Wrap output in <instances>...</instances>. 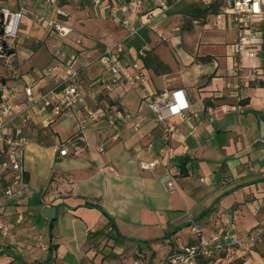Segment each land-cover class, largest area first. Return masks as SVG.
<instances>
[{"label":"crops","instance_id":"obj_1","mask_svg":"<svg viewBox=\"0 0 264 264\" xmlns=\"http://www.w3.org/2000/svg\"><path fill=\"white\" fill-rule=\"evenodd\" d=\"M144 1V12L131 10L134 25L141 26L146 13L155 8ZM30 2L34 7L28 9L47 18L37 21L29 13L23 14L20 43L47 36L46 31H51L48 19L55 16L52 7ZM17 4L18 0H0V9L18 11ZM226 4L227 0H215L209 6L200 0H183L167 14L159 15L152 26L147 25L138 35L128 38L132 39L125 44L127 51L122 61L131 72H135L132 63L138 62L144 77L138 87H127L124 95L117 97L120 92H113L109 96L118 107L134 113L131 119H117L113 111L105 119L92 121L87 110L96 111L108 101L90 96L84 104L85 122L79 117L81 110L76 109L54 117L50 124L49 113L34 117L27 128L25 167L29 193L7 200L2 193L5 182L0 181V215L15 236L12 241L0 235V249L12 245L0 255V264H108L112 260L133 264L137 252L147 257L166 244L168 249L163 254L167 255L192 242L191 230L186 236L180 234L192 218L207 233L233 224L241 236L264 220V87L244 86L241 91L236 88L239 76L251 68L262 69L264 15L255 17L251 26L252 32L261 37L260 42L249 45L258 55L242 58L243 70L239 71L234 53L238 27L234 16L225 13ZM112 17L120 23V16ZM180 31L211 33L205 38L200 33L206 45H197L193 51L184 48ZM126 37L127 34L121 39ZM164 42L170 44L174 57L160 52ZM21 44L13 53L21 59L16 64L20 68L15 69L16 74L18 70L21 74L15 75L13 81L6 80L8 86L17 85L18 100H24V80L35 79L40 92L50 90L53 82L37 76L59 61L48 50L34 52ZM142 49L146 56H140ZM100 52L97 49L88 57H80V64L86 65L90 57L95 58ZM151 54L170 69L156 72L155 64L147 66L144 59ZM27 58L30 60L25 61ZM103 74L105 69L98 60L84 67L83 90ZM176 87L186 89L196 117L188 120L175 116L160 122L145 96L157 99ZM129 94L135 102L126 99ZM207 98L213 99L215 105L207 107ZM244 98L248 102L241 110H225L224 104ZM211 115L214 121L209 119ZM166 123L175 130L170 131ZM61 147L68 149L67 155H60ZM156 159L159 163L154 169L141 168L143 160ZM186 161L189 174L182 176L180 164ZM168 166L175 174L174 191L167 185ZM235 166L237 172L233 170ZM227 193L230 194L225 196ZM237 193L242 196L238 198ZM243 195L249 202L242 200ZM103 211L130 240L117 243L104 235L92 237L91 233L104 229L108 223ZM12 250L21 260H15ZM247 255L243 264H264L255 247Z\"/></svg>","mask_w":264,"mask_h":264},{"label":"built area","instance_id":"obj_2","mask_svg":"<svg viewBox=\"0 0 264 264\" xmlns=\"http://www.w3.org/2000/svg\"><path fill=\"white\" fill-rule=\"evenodd\" d=\"M50 5L57 4V0H45ZM111 3L110 0H92L95 8L99 7L107 13L120 16V24L126 29L127 37H133L139 34L140 30L145 26H152L154 20L159 15L167 14L174 5L183 0H148L155 7L146 13V21L141 25H134L131 17V10L136 13L144 12V0H116ZM215 0H200L203 4L209 6ZM225 13L232 14L237 24V37L234 42V53L236 56V65L239 71L242 68V58H255L257 51L249 48L250 44L260 42V35L254 34L251 26L254 25V18L263 14L264 0H227ZM158 12H156V11ZM24 8L21 11H11L8 7H3V15L6 16L5 33L10 37L18 35L20 22L23 16ZM58 13L63 11L58 7ZM17 17L18 23L15 30H9V17ZM39 21L43 20L42 15L37 16ZM48 25L54 26L62 37H66L72 32L70 26L65 22L49 18ZM162 36L161 34H159ZM125 40L114 45L105 44L100 54L95 58H89V63L81 65L78 55L72 53L58 63L46 68L41 74V79L50 80L54 86L47 92H40L36 89L35 79L26 81L22 86L24 100H18L17 95L20 93L16 86L9 87L6 82L0 83L2 94L0 96V181L5 182L2 189L3 196L7 200H14L23 197L30 191L27 170L25 167V159L29 137L27 128L38 114L49 113L48 118L50 124L54 117L76 109L79 111V117L82 122L86 121L83 117L84 104L87 96L102 101L113 92H120L119 96L126 93L127 87L136 88L140 85L144 77V72L138 62L132 63L135 72L129 70V65L123 63V56L127 48ZM61 52L57 51L56 55ZM140 56H146L145 50L139 52ZM99 61L105 69V74L94 78L83 90L81 87V72L84 67L89 66L95 61ZM262 72L259 68H251L243 77L239 76V82L236 86L237 91H241L242 87L249 86V82L262 78ZM150 108L157 114V120L165 122L168 117L183 116L188 120L196 117L193 112V104L188 97L184 87H176L164 93L159 98L146 95ZM240 100V99H239ZM86 105V104H85ZM225 110L234 111L241 110L240 102L234 104H224ZM209 110H212L210 107ZM117 113V119H131L134 115L131 111H124L118 105L110 106L109 103L99 106L96 111L87 110L88 116L93 121L105 119ZM113 118V116H112ZM214 121L211 115L209 118ZM114 120V118H113ZM170 131L175 130L172 124L166 123ZM138 124L135 125V129ZM60 155H67L68 149L61 147L58 149ZM159 163V159L154 161L143 160L141 168L144 170L154 169ZM167 175L170 177L167 185L172 191L175 190L174 173L172 169L167 167ZM263 229L255 226L244 236L238 234L233 224H228L210 233L201 227L194 218L191 219V234L193 241L183 246L175 248L169 252L161 262L157 264H211L214 260H223V254H232L231 264H235L233 258H242L252 250ZM0 235L8 239H15L11 233L10 227L0 215ZM235 253L237 254L235 256ZM133 264H146L143 254L137 252L133 258ZM229 264V263H227Z\"/></svg>","mask_w":264,"mask_h":264},{"label":"rangeland","instance_id":"obj_3","mask_svg":"<svg viewBox=\"0 0 264 264\" xmlns=\"http://www.w3.org/2000/svg\"><path fill=\"white\" fill-rule=\"evenodd\" d=\"M27 1V3H25ZM31 0H18L17 8H19L18 11H21V8H24L23 14L29 13L30 16H33L37 21V16H39L38 13L34 12L31 9H28V6L34 7L33 4L30 2ZM37 3L46 5L48 8L52 7L54 10V17L63 23L65 22L66 25L70 26L72 29V32L67 35L66 37H62L59 33V31L54 26H49L48 28L51 31H46L47 36H43V38L38 37H31L27 38L25 37V41L20 43V40L23 38V33L20 31L16 37H10L6 35L5 32L1 33V23H0V81L6 80H12L15 78V75L21 74V71L18 70L17 74L15 69L18 67L16 64L21 61L20 58H17L15 54H13L17 50V46L19 44L25 46L26 48L33 50L34 52L37 51H43L48 50L50 51V55H52L55 58H59V60H63L64 58L68 57L72 53H76L78 55V58H84L88 57V55L93 54L92 52L94 50L99 49V51L103 48L104 44L103 42L116 41V43L121 42L125 39H121L123 36L127 34V31H124V27L118 22V20L112 16V14L104 13L101 11L99 7L95 8L93 4H89L88 2L86 4H82L80 0H57V4L50 5L45 0H35ZM61 1H65L66 4L60 5ZM111 3H116L117 1L113 2L110 0ZM202 5L207 6L200 2ZM58 7L62 9L63 13H58ZM3 8V7H2ZM2 8L0 9V21L1 17L3 15ZM10 9V8H9ZM11 11H14L10 9ZM263 12H264V6H263ZM16 12V11H14ZM48 14V11H47ZM43 17V14H41ZM45 15V14H44ZM264 15V13H263ZM46 17V16H45ZM43 17V20L46 19ZM116 17V16H115ZM42 20V21H43ZM67 21L70 22L67 23ZM264 25V22L263 24ZM5 28V25H4ZM108 30V31H105ZM164 32V31H163ZM166 32V31H165ZM124 33V34H123ZM181 37H183L184 40V48L187 50H195L197 45L203 46L206 45L204 43V39H201V35L203 33V38H205L206 35L210 34L209 31H180L179 32ZM201 33V35H200ZM133 38V37H132ZM126 39V45L129 44L131 39ZM201 42V43H200ZM114 43V44H116ZM110 44V45H114ZM97 48V49H96ZM257 50H261L260 48H257ZM159 50L164 56L174 57V51L172 50L170 44L168 42H164L160 45ZM60 51V55H56V52ZM30 58H27L25 61H29ZM20 67H18L19 69ZM43 71L38 73V78H41V74ZM12 73V74H11ZM21 77V76H20ZM28 80H24V83ZM15 81V80H14ZM36 81V80H35ZM7 84V82H6ZM16 84V83H15ZM12 85H9L11 87ZM16 86L17 85H13ZM126 99L130 100L131 102H135V97H133L132 94H129ZM234 172H237V166L233 168ZM230 193H227L225 196H228ZM238 198L242 196L241 193H237ZM258 194V193H257ZM262 195L261 193H259ZM246 198V195H243V199L245 201H248ZM255 226H258L259 228H262L264 231V220L260 221ZM253 226V227H255ZM252 227V228H253ZM191 225H186L182 227V230L180 232L181 235L186 236L190 233ZM144 240V239H141ZM164 249H168L167 245L164 244L158 252H153L152 255L147 254V263L149 264H157L159 261L163 259L166 255L163 253L166 252V250L163 252ZM255 250L259 252V254L264 258V232L260 235L259 239L256 242ZM126 253V252H125ZM159 254V255H157ZM121 255V254H120ZM123 255V254H122ZM163 255V256H162ZM237 254L235 253V256ZM248 255L242 258H233V261L237 262L240 260H244ZM127 255H124L123 258H126ZM223 260H214L211 264H231L229 261L230 258H232V255L228 257V255L223 256ZM159 259V260H158ZM158 260V261H157ZM108 264H119L118 260H112Z\"/></svg>","mask_w":264,"mask_h":264},{"label":"trees","instance_id":"obj_4","mask_svg":"<svg viewBox=\"0 0 264 264\" xmlns=\"http://www.w3.org/2000/svg\"><path fill=\"white\" fill-rule=\"evenodd\" d=\"M82 4H86L87 2L89 4H92V0H80ZM113 2H115L116 0H112ZM66 4L65 1H61L60 2V5H64ZM262 30H263V38H264V25L262 27ZM145 60V63L147 66H150L151 64H155V71L156 72H159L160 69L164 70V71H168L170 68L167 64H165L163 61L160 60V58L157 56V55H153L151 54L149 57H147ZM262 69H261V72H262V78L260 79H255V80H252L249 82V86L250 87H255V86H261V87H264V59H263V62H262V65L260 66ZM3 82V81H0V83ZM2 94V90L0 88V96ZM106 100L108 101L109 105L112 106V105H118L117 101H115L114 99H112V97H110L108 95V97H106ZM206 106H214L215 104L213 103V99H210V98H207L206 99ZM247 98H244V99H241L240 100V104L241 105H246L247 104ZM120 106V105H118ZM186 162L180 164V173L182 176H188L189 174V171L186 169ZM104 213H106L105 211H103ZM107 214V213H106ZM109 220H108V223L106 225V227L100 231H95L93 233H91L92 237L95 238L97 236H106L107 238L109 239H113L115 242H125V241H128L130 240L128 237H126L125 235H123L119 229H118V226L116 224V221L110 217L108 214H107ZM188 225H191V221L188 223ZM167 237V235H166ZM2 246V245H1ZM12 246V245H10ZM10 246H7L6 248H1L0 249V255L1 254H5L6 252H8L7 250L9 249ZM12 249V247H10ZM50 248L52 249V246H50ZM52 253V251H51ZM14 254V256L16 255L15 260L17 259H20V257L15 254V251L12 250V255ZM226 255V253L223 254V256ZM51 257L48 259L50 260ZM143 259H144V262L146 261L147 257H145L143 255ZM21 260V259H20ZM47 260V261H48ZM46 262V261H45ZM146 264H148L147 262H145ZM244 263V260H240V261H237L235 262V264H243ZM42 264V263H41Z\"/></svg>","mask_w":264,"mask_h":264},{"label":"bare ground","instance_id":"obj_5","mask_svg":"<svg viewBox=\"0 0 264 264\" xmlns=\"http://www.w3.org/2000/svg\"><path fill=\"white\" fill-rule=\"evenodd\" d=\"M9 20H11L10 23L8 22L9 30L13 32L16 28L17 23H18L17 17L16 16H14L12 18L9 17Z\"/></svg>","mask_w":264,"mask_h":264},{"label":"water","instance_id":"obj_6","mask_svg":"<svg viewBox=\"0 0 264 264\" xmlns=\"http://www.w3.org/2000/svg\"><path fill=\"white\" fill-rule=\"evenodd\" d=\"M0 23H1V27H2L1 33H3L5 31L4 25L6 23V16L5 15H2Z\"/></svg>","mask_w":264,"mask_h":264}]
</instances>
